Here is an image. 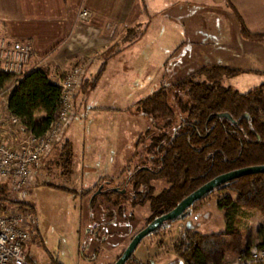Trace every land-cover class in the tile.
<instances>
[{
	"label": "rangeland",
	"instance_id": "374dc122",
	"mask_svg": "<svg viewBox=\"0 0 264 264\" xmlns=\"http://www.w3.org/2000/svg\"><path fill=\"white\" fill-rule=\"evenodd\" d=\"M195 6L192 13L185 7L176 12L167 6L149 12L148 23L120 41L115 53L94 57L86 68L79 64L72 68L80 72L75 88L81 73L89 82L83 80L70 99L58 147L53 150L54 141L42 158L53 151L38 163L30 182L12 197L28 205L20 212L28 234L23 247L28 264H113L146 227L151 218L148 203L117 202V196L108 200L97 194L100 185L118 188L147 162L148 137L164 121L143 116L138 110L143 100L160 89L173 90L181 81L202 82L198 71L214 65L240 70L222 81L224 87L240 94L264 85V65L255 68L251 62L256 52L253 45L246 53L239 46L241 39L235 41L232 19L215 5L200 2ZM183 20L189 25L183 27ZM196 32L195 44L184 43ZM12 86L0 91V140L13 147L29 134L21 124H10L6 102ZM154 185L156 190L166 187L164 182ZM202 202L164 232L143 239L132 254L135 263L185 264L172 251L180 234L186 230L200 235L224 232L227 221L217 195ZM106 220L111 223L102 226ZM229 220L241 230L246 244H264L262 212L238 209L230 213Z\"/></svg>",
	"mask_w": 264,
	"mask_h": 264
},
{
	"label": "trees",
	"instance_id": "16d2710c",
	"mask_svg": "<svg viewBox=\"0 0 264 264\" xmlns=\"http://www.w3.org/2000/svg\"><path fill=\"white\" fill-rule=\"evenodd\" d=\"M240 35L252 42L262 38L243 27ZM239 73L236 68L205 67L198 71L204 81H181L173 90L160 89L139 104L143 116L164 121L157 125V133L148 137L144 149L148 159L141 164L154 166L155 173L141 172L132 178L138 203H148L151 208L148 223L172 211L184 198L218 176L264 166V85L245 94L222 85L225 78ZM53 82L47 67L20 77L4 73L0 67V91L13 85L6 102L8 115L18 119L30 135H42L60 117L61 90ZM156 182H164L166 187L156 190ZM15 192L7 181H0V216H21L20 212L28 207L13 201ZM211 195L218 197V207L227 221L226 230L210 235L192 234L191 248L176 251L185 264H221L250 246L229 215L238 209L264 214V174L230 181L203 198ZM203 198L189 210L201 205ZM93 202L94 199L91 205ZM171 223L174 222L164 223L160 230L164 232Z\"/></svg>",
	"mask_w": 264,
	"mask_h": 264
},
{
	"label": "crops",
	"instance_id": "0c3cea01",
	"mask_svg": "<svg viewBox=\"0 0 264 264\" xmlns=\"http://www.w3.org/2000/svg\"><path fill=\"white\" fill-rule=\"evenodd\" d=\"M200 2L219 7L232 19L231 29L235 41L241 39L239 46L246 53H249V46L253 45L256 52L251 62L254 67L263 66L264 0H0V37L32 46L34 59L24 68V73L47 67L51 71V78L56 80L76 64L86 68L87 61L92 62L94 57L115 53L120 41L148 23L146 15L149 12L167 6L175 7L176 12L185 7V10L192 13L196 9L195 5H200ZM81 11L91 13L92 18L88 21L79 20L78 14ZM180 22L183 27L189 25L185 20ZM111 24L116 28L112 36L107 30V25ZM241 27L262 38L253 42L244 40L240 35ZM198 35V32L190 34L189 41L184 43L195 44L193 40ZM82 74L71 99L75 98L84 80ZM84 82L88 84L89 81ZM60 139L59 135L53 150L58 147ZM37 168L38 165L34 172Z\"/></svg>",
	"mask_w": 264,
	"mask_h": 264
},
{
	"label": "built area",
	"instance_id": "2783aa9c",
	"mask_svg": "<svg viewBox=\"0 0 264 264\" xmlns=\"http://www.w3.org/2000/svg\"><path fill=\"white\" fill-rule=\"evenodd\" d=\"M81 21H88L92 14L81 11ZM110 36L114 33L112 25H107ZM34 59V51L30 44L11 42L0 38V67L4 73L17 77L24 74V68ZM80 72L71 69L63 78L54 80L60 88V117L49 125L40 136L28 135L20 140L17 147H10L0 140V181H7L15 190H21L32 179L34 170L42 157L50 149L60 133L62 123L68 116L70 99L74 83ZM10 124L19 125L16 118H10ZM24 220L20 215L0 216V264H28L23 247L28 239ZM221 264H264V247L249 246L236 257L227 258Z\"/></svg>",
	"mask_w": 264,
	"mask_h": 264
},
{
	"label": "water",
	"instance_id": "95a60500",
	"mask_svg": "<svg viewBox=\"0 0 264 264\" xmlns=\"http://www.w3.org/2000/svg\"><path fill=\"white\" fill-rule=\"evenodd\" d=\"M224 117L229 118L228 115H224ZM256 174H264V166L236 170L218 176L213 180L209 181L208 183L204 184L195 192L191 193L186 198H184L172 211L154 219L142 231L137 233L132 238L126 249L123 251L119 259L113 264H125L131 258L135 248L142 242L143 239L155 232L164 223L174 222L175 220L180 218L195 203L200 201L204 196L212 192L214 189L219 188L220 186L238 178ZM100 189L101 188H99L97 194H100Z\"/></svg>",
	"mask_w": 264,
	"mask_h": 264
},
{
	"label": "flooded vegetation",
	"instance_id": "af4514ba",
	"mask_svg": "<svg viewBox=\"0 0 264 264\" xmlns=\"http://www.w3.org/2000/svg\"><path fill=\"white\" fill-rule=\"evenodd\" d=\"M141 172H148V173H155V170H154V166H150L149 164L148 165H139L136 169H135V171L133 172V173H131L129 176H128V178L122 183V185L121 186H119L118 188H105L104 187V185H100V187L99 188H101L100 190H101V192H100V194H109V193H113V194H115L116 196H117V198H116V201L118 202L119 200L118 199H120L121 201H123V200H135V201H139L138 199H137V197H136V195H135V193H134V191H133V186H132V183H133V180H132V178L135 176V175H137V174H139V173H141ZM98 188V189H99ZM116 196H114V197H116ZM120 198H119V197ZM113 197V196H112ZM122 197V198H121ZM106 199H109V198H107L106 197ZM188 211V210H187ZM186 211V212H187ZM185 212V213H186ZM181 219V217L180 218H178L177 220H175L174 221V223H176V222H178L179 220ZM153 221V220H152ZM115 223V222H114ZM110 224V222H108V220H106L103 224H101L102 226H106V225H109ZM149 224V223H148ZM147 224V225H148ZM146 225V226H147ZM162 227V226H161ZM161 227H159L155 232H153L151 235H149L150 237L152 236V235H157V233L159 232L160 233V229H161ZM191 235H192V233H191V231L190 230H186V231H184L183 232V234H180L179 235V239H178V241H177V244L175 243H173V246H172V251H174L175 253H177L176 251H177V249H181V250H183V251H186V250H188L189 248H191V241H190V237H191ZM148 236V237H149ZM130 260H132L133 261V263L135 262V260H134V258H133V256H131V258L125 263V264H129V263H131L130 262Z\"/></svg>",
	"mask_w": 264,
	"mask_h": 264
}]
</instances>
